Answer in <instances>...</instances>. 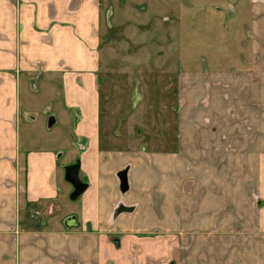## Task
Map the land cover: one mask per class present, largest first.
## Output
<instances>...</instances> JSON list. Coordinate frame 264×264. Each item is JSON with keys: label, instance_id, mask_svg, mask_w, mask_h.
<instances>
[{"label": "crops", "instance_id": "1", "mask_svg": "<svg viewBox=\"0 0 264 264\" xmlns=\"http://www.w3.org/2000/svg\"><path fill=\"white\" fill-rule=\"evenodd\" d=\"M101 1L0 0V264H264V0H241L240 77L178 70L174 128L157 138L173 154L123 147L105 125ZM35 75L61 90L68 145L20 144V78ZM59 150L86 184L74 200Z\"/></svg>", "mask_w": 264, "mask_h": 264}, {"label": "rangeland", "instance_id": "2", "mask_svg": "<svg viewBox=\"0 0 264 264\" xmlns=\"http://www.w3.org/2000/svg\"><path fill=\"white\" fill-rule=\"evenodd\" d=\"M101 2L99 81L105 125L117 130L115 143L123 147L153 145V153H176L157 138L165 139L174 128L178 70L227 68L229 77H240L233 68L247 57L250 6L241 0ZM42 83L38 75L20 78L19 141L34 149L56 148L70 142L72 125L60 116V88ZM242 138L239 134L230 142L243 148ZM62 154L57 152L64 177ZM242 166L229 167L233 182L245 174ZM26 211L33 221V209Z\"/></svg>", "mask_w": 264, "mask_h": 264}, {"label": "water", "instance_id": "3", "mask_svg": "<svg viewBox=\"0 0 264 264\" xmlns=\"http://www.w3.org/2000/svg\"><path fill=\"white\" fill-rule=\"evenodd\" d=\"M78 172H79V162L78 161H74L73 163L67 165L64 168V179L73 188V191L70 195V198L72 200L79 197L86 189V184H84L79 179ZM121 188H122V190H124L125 186L122 185Z\"/></svg>", "mask_w": 264, "mask_h": 264}]
</instances>
